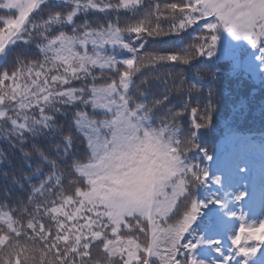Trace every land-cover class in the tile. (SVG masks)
<instances>
[{
    "label": "snow or ice",
    "instance_id": "6c2138e0",
    "mask_svg": "<svg viewBox=\"0 0 264 264\" xmlns=\"http://www.w3.org/2000/svg\"><path fill=\"white\" fill-rule=\"evenodd\" d=\"M164 37L179 39L143 52L148 38ZM33 43L36 58L14 55ZM167 64L184 66L166 73L179 108L169 92L153 93L150 77L137 79ZM198 65H208L206 84ZM221 75L264 89V0H0V130L21 151L31 140L49 167L13 177L29 191L0 203V264H264V218L237 215L227 193L200 195L222 186L200 143L215 131ZM77 105L79 154L57 123ZM89 106L104 118L90 117ZM234 138L226 125L221 146ZM211 208L221 214L206 215Z\"/></svg>",
    "mask_w": 264,
    "mask_h": 264
},
{
    "label": "trees",
    "instance_id": "16d2710c",
    "mask_svg": "<svg viewBox=\"0 0 264 264\" xmlns=\"http://www.w3.org/2000/svg\"><path fill=\"white\" fill-rule=\"evenodd\" d=\"M126 14H122V21ZM91 21L103 22L104 16L100 13H89L88 17ZM85 19L83 15L77 18V22H82ZM191 32V30H189ZM184 42L187 43L192 39L188 33L183 34ZM177 37L164 38H148L143 52H151L154 50H166L176 46ZM137 44L140 41H136ZM38 50L35 44L21 45L16 48V55L19 53L21 58L25 53L29 58H36ZM121 56H126V51L120 52ZM206 59V58H202ZM198 63V62H197ZM210 64V62H209ZM201 68L202 74L206 80L201 82L206 84L212 77L207 71L208 65H198ZM184 66L180 65H163L156 67H146L138 74L140 76L150 77L152 84V91L156 96L162 95L164 92H169L171 95L172 105L179 108L181 106V98L171 93L174 79L166 73L171 71L173 73L179 72ZM98 71V70H97ZM227 72V69H225ZM155 77H159L158 79ZM189 78H191L189 74ZM99 82V81H98ZM79 86L80 82H75ZM216 94L213 100L216 102V114L214 116L215 131H206L203 133L200 143L207 148L210 154L214 155V161L210 165L213 176H220L222 178V186L213 185L211 188L200 190L202 198H207L213 193L218 194L221 198L224 194H228L229 207L240 213L250 214L252 210L251 204H244L242 201H236L235 196L240 193L249 195L251 184L257 186L260 180H264V89L259 90L258 86L249 79L245 78H231L227 75H221L216 81ZM195 99V97H194ZM201 102L208 100L207 92L200 95ZM83 106H73L68 108V115H57V123L64 131H71L74 139H76V150L79 154L85 148L83 137L75 131L71 124V116L74 110H79ZM89 116L95 119L104 118L99 110L93 111L89 106L84 109ZM63 111V108H62ZM187 116L184 121L187 123ZM158 123V121H157ZM226 125L234 130L235 138L232 143L221 146L224 140ZM32 141L29 140L23 145V151L20 146L13 147L12 143L5 137L4 132L0 130V203H8L15 205L17 198L24 199L29 191V186H25L22 190L18 186L12 184L14 176L18 177L21 172L25 175L35 171L40 167L44 173L49 171V167L40 160L38 155L33 152ZM38 146L43 149L48 148V142L39 140ZM31 153L29 157H25L24 153ZM52 158H55L52 153H49ZM31 164L29 168L25 163ZM244 161L248 167L249 173H245L237 168L239 161ZM205 163H208L205 161ZM61 163V167H65ZM7 174V176H5ZM34 183L38 180L34 178ZM66 183V180H65ZM5 189L9 190V198L5 199ZM261 194H264V185L258 186ZM252 198V197H251ZM218 209L211 208L206 210V215L217 216L220 215Z\"/></svg>",
    "mask_w": 264,
    "mask_h": 264
},
{
    "label": "rangeland",
    "instance_id": "374dc122",
    "mask_svg": "<svg viewBox=\"0 0 264 264\" xmlns=\"http://www.w3.org/2000/svg\"><path fill=\"white\" fill-rule=\"evenodd\" d=\"M237 168L241 171L245 172L246 174L250 171L248 170V167L245 165L244 161H239L237 164ZM264 180H260L259 184L257 186H254L251 184L250 190H249V196H245L244 203H250L252 206V210L250 214H245L248 216L249 221H258L262 218H264V194H261L258 190V186H263ZM253 194V196L251 195ZM252 197V198H251ZM237 215L240 213L236 212Z\"/></svg>",
    "mask_w": 264,
    "mask_h": 264
}]
</instances>
